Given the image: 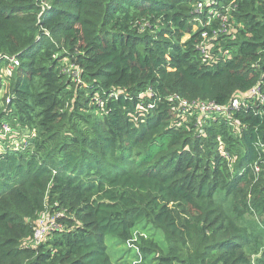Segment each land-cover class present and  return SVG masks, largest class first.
<instances>
[{
	"label": "trees",
	"instance_id": "trees-1",
	"mask_svg": "<svg viewBox=\"0 0 264 264\" xmlns=\"http://www.w3.org/2000/svg\"><path fill=\"white\" fill-rule=\"evenodd\" d=\"M2 54L35 132L2 142L0 264H112L105 236L141 222L153 264H264V104L214 120L177 99L264 93V0H0ZM45 212L61 228L34 245Z\"/></svg>",
	"mask_w": 264,
	"mask_h": 264
},
{
	"label": "built area",
	"instance_id": "built-area-1",
	"mask_svg": "<svg viewBox=\"0 0 264 264\" xmlns=\"http://www.w3.org/2000/svg\"><path fill=\"white\" fill-rule=\"evenodd\" d=\"M197 6L199 8L202 7V3H198ZM216 17H220V14H214ZM226 17H222V24L220 27V32L226 31V27L224 22L226 21ZM205 37V33L203 34ZM209 45L202 46V52L204 54L207 53L209 49ZM20 65L18 58L15 54L12 55H2L0 56V102L2 103V109L0 111L7 112L6 109L8 105H10L11 98V91L10 88L7 86V81L4 78L3 74L7 75V71L11 69L12 73H15L18 69L17 67ZM11 74V73H10ZM8 74V75H10ZM262 86L261 83L258 82L256 85L251 87L245 93H237L233 98L230 100L228 104H218L213 101L207 100H198L189 102L187 100H183L177 97L179 100V104L182 106L183 110L181 111L180 117L184 114V107H189L193 109V112L196 113L198 116L207 118V119H214L216 120L219 117H227L231 118L233 113L240 109L241 107H248L249 103L258 102L259 104H264V93L261 91ZM257 112H261L258 107H256ZM18 136V132L13 128L11 123L8 121L7 117L3 116L0 118V151L4 149V145L2 142L10 143L13 149H18L21 144H27L28 140L22 138L21 140L15 138ZM9 144V143H8ZM10 148V147H9ZM225 153V152H224ZM227 156V153H225ZM58 226L61 228L60 225L54 224V221L50 222L49 225L44 223L43 216L40 220H37V225L34 230V234L32 237V242L34 245L38 244L41 240L44 239L48 230L52 227Z\"/></svg>",
	"mask_w": 264,
	"mask_h": 264
},
{
	"label": "rangeland",
	"instance_id": "rangeland-1",
	"mask_svg": "<svg viewBox=\"0 0 264 264\" xmlns=\"http://www.w3.org/2000/svg\"><path fill=\"white\" fill-rule=\"evenodd\" d=\"M4 55V54H2ZM0 55V56H2ZM17 58L18 56L15 55ZM19 60V58H18ZM20 62V60H19ZM19 67V66H18ZM17 67V68H18ZM68 69H71L72 66L68 65L67 66ZM7 75L3 74L4 78L6 79L7 86L10 88L11 91V85H10V81L11 78L8 77L10 75L15 76V73L12 74L11 69H9V71H7ZM1 96V95H0ZM2 109V103L0 102V110ZM14 112V111H13ZM7 117L8 121L11 123V125L13 126V128L18 132V139L21 140L22 138H25L27 140H29L28 138H30L31 136H33V132H35V130H32L31 128H28L26 125H22L20 124V121H18V116L15 115V113H12V111H7V112H3L0 115L1 117ZM19 135L21 136V138L19 137ZM8 143L10 144L11 142L8 141ZM6 143V144H8ZM29 141L27 144H21V146L18 149H13L18 151H22L23 148L25 146H29ZM43 219H44V223L46 225H49L50 222L54 221V224L56 223V219H55V214H49L48 212L43 213ZM40 220V219H39ZM58 225V224H57ZM142 233H144L146 235V237L151 238L152 240L156 241L160 246L162 250H165V241H164V234L162 231L153 228L148 222H141L137 228L132 230V238L129 241H125V242H121L117 237L111 235V234H107L105 236V244L107 246V251L111 257V261L112 264H137V263H141L142 264H153L154 263V257L153 255H146L145 258L143 257V255L136 249V256L134 255V251L133 248H136L135 243L137 242V240L139 239V237L142 235ZM127 246V247H126ZM140 263V264H141Z\"/></svg>",
	"mask_w": 264,
	"mask_h": 264
}]
</instances>
